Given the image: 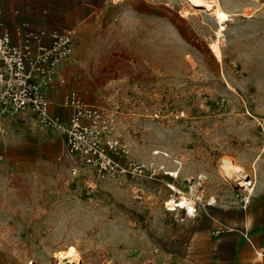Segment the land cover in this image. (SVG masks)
<instances>
[{
    "label": "rangeland",
    "instance_id": "1",
    "mask_svg": "<svg viewBox=\"0 0 264 264\" xmlns=\"http://www.w3.org/2000/svg\"><path fill=\"white\" fill-rule=\"evenodd\" d=\"M28 1L0 0L7 15L19 9L32 26L61 29L65 14ZM219 1L230 14L221 62L208 47L213 16L186 0H97L93 22L65 26L71 53L49 83L65 86L50 105L101 110L109 122L98 141L121 168L142 172L100 177L66 155L65 134L30 113L4 118L0 264H58L55 252L69 246L81 264H240L245 211L264 188V0ZM226 162L252 182L249 200ZM181 197L192 216L169 210ZM207 245L212 261L196 253Z\"/></svg>",
    "mask_w": 264,
    "mask_h": 264
},
{
    "label": "built area",
    "instance_id": "2",
    "mask_svg": "<svg viewBox=\"0 0 264 264\" xmlns=\"http://www.w3.org/2000/svg\"><path fill=\"white\" fill-rule=\"evenodd\" d=\"M3 14L0 2V125L8 116L30 113L37 126L65 134L66 155L93 168L100 177L142 172L140 166L131 164L121 168L98 141V127L105 129L109 122L98 108L77 102L72 104L74 112L68 120L51 114L43 89L51 82L59 60L69 54L70 31L45 25L35 27L26 21L17 22L11 30ZM107 144L113 148L117 141ZM76 171L74 167L73 173ZM242 235L249 240L246 231Z\"/></svg>",
    "mask_w": 264,
    "mask_h": 264
},
{
    "label": "crops",
    "instance_id": "3",
    "mask_svg": "<svg viewBox=\"0 0 264 264\" xmlns=\"http://www.w3.org/2000/svg\"><path fill=\"white\" fill-rule=\"evenodd\" d=\"M33 0H29L28 2L31 3ZM45 5H48L51 9V14H65V19L61 22L63 25L60 27L61 29H68L69 23L72 21H82L84 23H91L93 22L92 15L95 12L97 0H45ZM40 3V2H39ZM42 4V2H41ZM4 6V5H3ZM4 8V14L3 18L6 23V25L9 27V29L13 30V27L15 24L19 21H22L23 13L21 14L19 9H14V14H8L6 13L5 6ZM32 6L29 5L27 14L32 11ZM19 13V15H17ZM78 13L80 16L73 18L71 17V14ZM66 26V27H65ZM59 66V65H58ZM53 87H58L59 85L52 84ZM57 90H52L48 93L49 97L52 98L53 102L57 101V97L55 95L57 94ZM62 99V98H61ZM50 112L53 115L60 116L63 119H69L72 117L74 112L73 105H67V104H60V105H54L50 106ZM263 189H259V191L256 193L260 197L259 199V206L256 205L251 206L250 211H245L248 214V224L245 226L244 218H243V225L244 229L240 232V238L238 237V253L237 257L239 258L240 264H264V193ZM246 231L249 235V240H246L242 233ZM203 235V234H201ZM196 253L198 254H205L204 259L205 261H212L213 257L210 255L213 252V247L211 245H207L206 247H196ZM258 254V255H257ZM211 259V260H210ZM258 259H261L260 262L256 261ZM209 262H207L208 264Z\"/></svg>",
    "mask_w": 264,
    "mask_h": 264
},
{
    "label": "bare ground",
    "instance_id": "4",
    "mask_svg": "<svg viewBox=\"0 0 264 264\" xmlns=\"http://www.w3.org/2000/svg\"><path fill=\"white\" fill-rule=\"evenodd\" d=\"M186 1L189 3L190 6L194 7L195 9H202L204 11H207L209 14L213 16V19L215 20L217 24L216 37L208 43V47L210 51L212 52L213 56L216 58V60L221 62L222 53H221L219 38L222 34V31L223 30L225 31V27L227 26L226 23L230 18L229 17L230 14L222 7L219 0H186ZM70 53H71V50L69 51V55ZM67 58H68V55L62 58L61 60H59L60 63L62 64ZM64 86H65V83L59 85L58 87H53V85H47L43 89V93L50 100V102H53L52 98L49 97L48 93L52 90L63 88ZM71 90L73 89H68V88L65 89L63 96L65 92H68ZM79 97L81 98L80 95ZM66 104L72 105V104H75V101L72 99V101H67ZM255 163H256V160L252 162L251 166H252V171L255 172V174H257ZM223 167H224L226 176L230 177L234 175V176L239 177L241 187H244L249 193L248 195V200H249L250 197L252 196L251 193L253 191V187H252V182H246L247 176L243 174L244 172L243 169L240 166L234 165L232 162H226L223 165ZM214 201L215 199L211 198L209 204L211 205ZM167 206L169 207V210H175L176 208L182 209V210H186L187 215H191V216L193 215L194 209H193L192 202L189 201L187 198L181 197L179 200H177V202L174 201L172 198L167 203ZM261 256H264V255H261ZM54 257L58 259V264H81V257L79 256V254L77 253V251L74 249L73 246H69L67 250H61V251L55 252ZM27 264H33V262L29 261Z\"/></svg>",
    "mask_w": 264,
    "mask_h": 264
}]
</instances>
